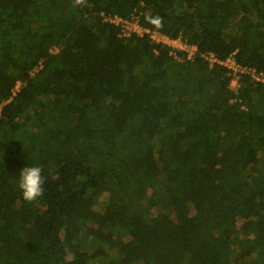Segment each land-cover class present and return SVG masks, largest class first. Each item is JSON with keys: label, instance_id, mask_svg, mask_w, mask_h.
I'll return each mask as SVG.
<instances>
[{"label": "trees", "instance_id": "trees-1", "mask_svg": "<svg viewBox=\"0 0 264 264\" xmlns=\"http://www.w3.org/2000/svg\"><path fill=\"white\" fill-rule=\"evenodd\" d=\"M207 53L264 76V0H0V264H264V83Z\"/></svg>", "mask_w": 264, "mask_h": 264}, {"label": "built area", "instance_id": "built-area-1", "mask_svg": "<svg viewBox=\"0 0 264 264\" xmlns=\"http://www.w3.org/2000/svg\"><path fill=\"white\" fill-rule=\"evenodd\" d=\"M103 20L118 27L119 37L121 38H128L131 35H137L140 37L147 35L150 38V40L155 44L170 47L171 52L173 53H176V51H182L186 53L187 59H191L194 53L196 52L195 46L185 43L180 38L171 39L166 35L160 34L155 31L151 32L147 28L141 27L137 16L132 15L129 18H122L118 15H109V16H103ZM202 57L204 60H206V62L210 65V67L217 64L226 68L228 76L231 77L230 89L232 90L238 88L239 77L242 74L250 76L253 80H255L258 83H264L263 74L256 73V71L251 68L243 67L239 65L235 61L233 54H231L230 56H228L223 60L219 59L214 53H207ZM16 91H18V84L13 92V95H15Z\"/></svg>", "mask_w": 264, "mask_h": 264}, {"label": "clouds", "instance_id": "clouds-1", "mask_svg": "<svg viewBox=\"0 0 264 264\" xmlns=\"http://www.w3.org/2000/svg\"><path fill=\"white\" fill-rule=\"evenodd\" d=\"M85 0H75V5L84 4ZM148 22L160 27L162 25L161 18L150 17ZM44 178L42 176V168L39 166L25 167L19 173L18 187L21 191L22 198L28 203H32L41 198L44 194Z\"/></svg>", "mask_w": 264, "mask_h": 264}, {"label": "rangeland", "instance_id": "rangeland-1", "mask_svg": "<svg viewBox=\"0 0 264 264\" xmlns=\"http://www.w3.org/2000/svg\"><path fill=\"white\" fill-rule=\"evenodd\" d=\"M52 51H53V52H56L57 50L53 48ZM0 109H1V106H0ZM99 209H100V208H99ZM100 211H102V210L100 209ZM124 243H125L127 246L132 247V243H131V241H129V239L125 238V239H124Z\"/></svg>", "mask_w": 264, "mask_h": 264}]
</instances>
